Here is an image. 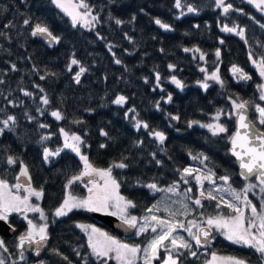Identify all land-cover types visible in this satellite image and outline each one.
<instances>
[{"label": "trees", "instance_id": "obj_1", "mask_svg": "<svg viewBox=\"0 0 264 264\" xmlns=\"http://www.w3.org/2000/svg\"><path fill=\"white\" fill-rule=\"evenodd\" d=\"M83 2L89 5L91 15L98 17L94 26L77 24L74 27L72 19L52 0H0V81H3L0 83V120L9 115L16 118V124L10 125L12 130H5L0 136V178L10 185L17 183L15 177L20 165L9 166L6 159L12 155L22 160L31 176V186L43 187V198L37 201L33 197L32 202L39 204L47 216V221L41 220V223L48 224V242L40 259L27 252L21 259L17 241L28 229L27 220L23 215L18 217V213L11 214L9 222L17 229V234L11 239L0 236L7 248V251L0 248V259L5 264H39V261L43 264H68V261L85 264V258L87 264H98L88 247L87 234L77 227L78 224L105 230L112 237L141 248L151 237L150 233H144L121 238L81 209H74L64 217L53 215L66 192L80 198L88 194L83 182L79 181L65 189L69 178L83 170V163L75 153L64 149L59 156L49 157L47 162L43 158L44 147L53 151L63 148L60 128L82 137L86 144L81 146L82 153L96 167L108 168L121 160L129 165L125 169L114 168L112 175L120 183V194L135 203L134 216L141 219L149 214V208L155 211L159 206L158 216L168 215L186 226L190 220L200 226L206 225L203 221L209 215L234 214L227 208H216L215 200L199 197L200 188L193 176L187 177L189 185L181 180L184 168L211 170L215 173L216 184H224L219 177L229 176L228 185L237 193L243 192L246 180L229 153L228 137L234 131L236 118L233 101H246L252 122L257 128H264L259 125L256 112V105L264 107L258 90L264 78L252 62L264 58V9L247 0H225L226 5H232L228 13L217 8L215 0H180L179 8L176 0ZM188 5L197 11L187 12ZM116 19L122 23L117 25ZM157 19L169 25L170 30L157 25ZM38 23L59 37V43L50 45L39 35L32 36ZM224 26L235 27L237 32L243 29V38L236 32L222 31ZM185 48L199 51L185 52ZM218 49L219 58L215 55ZM201 53L203 60L199 58ZM73 58L87 69L79 89L73 78L79 66L74 65L72 71H68ZM116 60L121 63L117 64ZM170 64L174 70L169 69ZM233 66L250 75L251 82L244 84L239 77L234 78ZM201 68L206 72L200 71ZM213 71L218 72L223 87L208 80L209 87L202 88L200 83ZM41 76L45 78L40 79ZM173 76L184 84L183 89L171 82ZM24 92L32 95L25 96ZM120 95L126 97L123 106L113 103ZM45 96L48 105L42 102ZM56 110L62 113V120L57 121L51 115ZM218 112L221 115L216 121L214 117ZM172 116H178L179 120L171 119ZM78 120L83 123H74ZM136 121L147 123L149 128L137 130ZM189 121L198 123L189 128ZM41 123L48 127L40 128ZM214 123L225 125L227 134L213 136L208 128L199 126ZM101 130L108 136H102ZM152 130L164 133L163 144L149 134ZM44 135L51 138L41 141ZM102 143L105 148L100 147ZM199 154H203L200 159L192 158ZM204 156L208 159L201 163ZM149 183H155L160 190L144 186ZM174 184L176 192L166 191ZM188 188L192 192L185 195ZM203 190L206 193L212 190L217 199L223 197L207 181H204ZM196 198L201 199L203 208L192 203ZM170 212L175 216H170ZM32 215L34 213H27L28 219L39 222V218L30 217ZM185 235L188 236L187 232ZM187 241L193 245L196 256L182 249L180 264H208L213 253L226 257L231 250L228 241L217 233L209 246H196L190 236ZM56 251L62 255H57ZM233 252L236 254L235 249ZM63 256L68 257V261ZM258 259L255 255L249 260Z\"/></svg>", "mask_w": 264, "mask_h": 264}, {"label": "snow or ice", "instance_id": "obj_2", "mask_svg": "<svg viewBox=\"0 0 264 264\" xmlns=\"http://www.w3.org/2000/svg\"><path fill=\"white\" fill-rule=\"evenodd\" d=\"M248 2H255L257 8L264 9V0H248ZM52 3L72 18V24L74 27L79 21H84L85 25H89L93 21L98 20V17L91 15L89 5L84 3L83 0H81L79 4H72L71 0H52ZM215 4L217 8H223L224 13H228L232 8L231 4H225V0H215ZM176 7H181L180 0H176ZM77 9H85L86 11L81 13ZM196 11V8L188 5L187 12L195 13ZM89 16H91L90 20L88 19ZM24 23L27 25L29 21L26 19ZM115 23L120 25L122 21L116 19ZM155 23L165 30H170V26L162 23L159 19H157ZM222 31L236 32V34L241 38L244 36V30L240 29L237 32L235 27L229 28L224 26ZM31 35L34 37L39 35L48 38L50 41H55L56 43H59L60 39L59 37L54 36L47 26H43L39 23L35 25ZM220 43H223V40H221ZM184 51H199V49L190 50L185 48ZM215 55L219 58V49L216 51ZM199 58L203 60L204 54L201 53ZM252 62L258 68L260 77L264 78V58L260 59L259 62L256 60H253ZM116 63L119 64L121 61L116 60ZM79 64L80 62L77 59H71V62L68 65V71L71 72L72 66H79ZM169 69L174 70V66L170 64ZM86 71L87 69L79 66V70L73 77L77 84L80 83L81 75ZM200 71L206 72V69L201 68ZM231 72L234 76L238 75L240 80L246 81L251 79L250 76L246 75L244 71L237 66H233ZM44 78V76L40 77V79ZM156 79L159 81V74H157ZM208 80L215 81L223 87V81L217 71L206 74L205 82L200 83V86L207 89L209 84L206 81ZM2 82L3 81H0V83ZM171 82L175 84L177 88L183 89L184 87V84L175 76L171 77ZM258 90L261 93L259 97L260 100H264V84L258 85ZM40 91H43V89H40ZM24 95L31 96L32 94L24 92ZM171 99L172 97L169 95L168 101L170 102ZM42 102L45 105L49 104V100L46 96L42 98ZM113 103L123 106L126 103V97L123 95L117 96ZM233 108L235 109V115L237 117V126L235 132L228 137L231 144L230 151L232 156H234L239 162V168L241 169L240 175L245 180H249L254 177L256 181H258L260 192L262 194L260 209L258 210L257 206L247 197V193L256 188L257 184L249 183L247 187L243 189V198L230 186L227 189H223L224 191H228L234 200L239 201L243 205V207H241L236 203L225 200L223 197L217 199V197L213 195L212 190H208L207 193L203 190L204 181L213 185L216 183L215 173L211 170L205 173L201 172L199 168L186 167L182 170L181 180L187 184L189 183L187 177H192L195 173L194 179L200 188L199 197L209 201L215 200L216 208H227L234 215H225L223 213L209 215L206 220L203 221L207 227H201L195 220L188 221L186 226L183 222L173 219L160 218L156 215L145 216L141 226L138 228L137 235L146 233L149 228L155 235L143 248L136 244L124 243L91 225L78 224L77 227L87 234L88 247L91 249V254L97 258L98 264H108V261L112 259H115L117 264H139L140 261H142V264H152L154 260L161 259L159 252L162 248L167 255L161 260V264H180L179 256L183 255V253L179 252V249L188 251L193 257L196 256V252L192 251L193 245L189 241L185 240L182 236L176 235L178 229L186 231L198 247H202L205 244L210 243L211 239L214 238V230L232 244L252 249L255 253L259 254L261 264H264V128H257L256 125L248 119L246 115V101L240 103L233 101ZM130 111L134 112L135 110L130 109ZM256 112L259 114V125L264 126V107L256 105ZM51 115L57 121L64 118L62 113L58 110L52 111ZM220 115L221 114L218 112L214 119L219 121ZM228 118H231V114L228 115ZM29 119L31 120L32 117H29ZM171 119L179 120V117L172 116ZM74 123H83V121L78 120L74 121ZM197 123V121H189L188 127L191 128ZM15 124L16 118L11 115H9L7 119L0 120V125H2L0 126V136L4 134L5 130L11 131V126H14ZM199 126L208 128L213 136L227 134L228 132L227 127L220 123L207 125L199 124ZM39 127L46 128L48 126L41 123ZM135 127L137 130L141 127L147 130L149 125L147 123L136 121ZM60 134L63 136L64 140L63 148H58L53 151L48 147H44L43 158L47 162L49 157L59 156L61 151L64 149H69L71 152L75 153V155L79 157L80 161L83 163V170L69 178L68 183L65 185V189H69L72 184L78 181L84 182L85 177H87L89 179L85 182L84 186L88 190V195L80 198L73 195L71 192H66L65 198L55 209L53 215L59 218L67 216L68 213L72 212L74 209H83L88 212H102L105 215L117 216L118 219H120L122 223L128 225L129 228H137L138 218L128 213V209L134 208L136 205L132 200L120 194V183L112 175L114 168L125 169L129 167V165L121 160L120 162H114L108 168L96 167L94 163L89 160V157L82 153L81 146H86V144L80 135H76L74 133L70 134L65 131L64 128H60ZM149 134L154 136L160 144H163L166 139L164 133L160 131L152 130ZM101 135L107 137L108 133L101 130ZM50 138L51 137L49 135H44L41 137V141H45ZM100 147L105 148L106 145L102 143ZM202 155L203 154H199L197 156H193L192 158L194 160L200 159ZM207 159L208 157L204 156L201 163ZM6 163L9 166H13L18 163L20 165V170L18 175L15 177L17 180V183L15 184L10 185L6 179L0 178V221H3L14 231V227L9 222V216L13 212L23 214L24 219L27 220L28 229L24 234L19 236L18 247L23 249L25 244L35 245V255L39 257L41 248L44 247L45 242L48 240V224L44 223L37 225L32 219H28L27 213H38L40 220L47 221V216L44 210L39 206V204L32 202L33 197L37 201L43 198V187L36 189L31 186V176L29 175L27 166L22 160H19L12 155H8ZM157 163L159 164V161H157ZM177 171L181 170L177 169ZM21 177L26 178L27 184L20 182ZM219 179L222 180L224 184H229V176H221ZM100 181L103 183H100ZM144 186L151 190H160L157 188L155 183H149ZM176 188L177 185L174 184L172 187L168 188L167 191L174 192ZM215 191H221V189H215ZM21 192L24 194L22 195ZM190 192H192V189L188 188L185 195ZM192 203L200 208L204 207L200 198L193 199ZM184 207L187 211V205H184ZM249 209L251 212L250 217L245 214ZM147 211L151 213L153 208H149ZM169 215L175 216V213L170 212ZM193 228H196L197 231L193 232ZM166 242H170V246L169 243ZM0 248L7 251L3 240H0ZM174 251L177 252L176 256H173L172 254ZM141 253H143L142 256ZM56 254L62 255L58 251H56ZM77 254L79 255V253ZM20 257L21 259H24L23 251H21ZM62 258L68 261V257L63 256ZM0 264H5L3 259H0ZM39 264H43V261H39ZM68 264H71V261H68ZM85 264H87L86 258ZM208 264H248V261L233 256L218 257L215 253H213L212 260L208 262Z\"/></svg>", "mask_w": 264, "mask_h": 264}, {"label": "water", "instance_id": "obj_3", "mask_svg": "<svg viewBox=\"0 0 264 264\" xmlns=\"http://www.w3.org/2000/svg\"><path fill=\"white\" fill-rule=\"evenodd\" d=\"M39 37L41 39H43L45 42H47L48 44H50V45H55L56 44L55 41H50L48 38H45V37H42V36H39ZM82 77H83V74L81 75L79 84H77L75 82V80H74V83H75V86H76L77 89L80 88ZM249 81L250 80H246V81L244 80L245 83H249ZM262 103L264 105V100L262 101ZM246 115H247L248 119L251 121L250 113H249L248 110H246ZM236 120H237V117L235 118V128H234L233 133L235 132L236 126H237L236 125ZM230 149H231V144H230V141H229V152H230V155L235 160L239 172H241V169L239 168V162L236 160V158L234 156H232ZM252 179H254V177L250 178L249 180H252ZM20 182L27 184V180L24 177H21ZM89 215L92 218H94L97 222H99L100 224L106 226L112 232H114L115 234H117V235H119L121 237L131 238V237L135 236V234H136V228H129L128 225L122 223V221L120 219H118V217H116V216L105 215L104 213H101V212H89ZM205 227H207V226H205ZM14 229L15 230L13 231L12 228H9L7 224H5L3 221H0V236L1 237L6 238V239L13 238L16 235V233H17V230H16L15 227H14ZM210 243H211V241H210ZM210 243L205 244V245H209ZM18 244H19V240L17 242V250H18L19 253H21V251L31 252L33 249H35V251H36L35 245L25 244L24 248L20 249L18 247ZM45 249H46V242H45L44 247L41 248L40 256H41L42 252ZM34 254H35V252H34ZM39 257H37V258H39Z\"/></svg>", "mask_w": 264, "mask_h": 264}, {"label": "rangeland", "instance_id": "obj_4", "mask_svg": "<svg viewBox=\"0 0 264 264\" xmlns=\"http://www.w3.org/2000/svg\"><path fill=\"white\" fill-rule=\"evenodd\" d=\"M248 1V0H247ZM81 1L80 0H71V3L72 4H79ZM251 5H254V6H256V3L254 2V3H250ZM71 10V9H70ZM79 12H81V13H83L84 11H85V9H77ZM93 16V15H92ZM70 17V16H69ZM71 18V17H70ZM72 19V18H71ZM88 19L90 20L91 19V16H89L88 17ZM77 24H82V25H85V23H84V21H79ZM94 24H96V21H93L91 24H89V25H86V26H88V27H91V26H94ZM245 73V72H244ZM233 74V73H232ZM246 74V73H245ZM246 75H248V74H246ZM237 77H239L238 75H235L234 76V78H237ZM242 81V80H241ZM200 170H201V172H207V171H205L203 168L201 169V168H199ZM194 175H195V173H194ZM194 175H193V178H194ZM89 178H87V177H85V181L83 182V184L85 185V182L88 180ZM96 179H98V178H96ZM195 180V179H194ZM100 183H103L102 181H100ZM188 184V183H187ZM209 184V183H208ZM189 185V184H188ZM210 186H212V188L215 190V189H221V191H218L223 197H225V198H227V200L228 201H231V202H233V203H236L237 201L236 200H234L233 199V197H232V195L228 192V191H224L223 189H227V188H229V185L227 184H209ZM90 186V185H89ZM232 188V187H231ZM178 189L176 188V190L174 191V192H176ZM86 191H87V193H88V190H87V188H86ZM167 191V190H166ZM251 191H254L256 194H258V196H259V193H261L260 192V188H259V186L257 185V187L256 188H254V189H252ZM88 195V194H87ZM164 195H166V193H164ZM81 210H83V209H81ZM114 210V209H113ZM83 211H86V210H83ZM248 211V210H247ZM247 211H246V216H248L247 215ZM30 213V212H29ZM32 213V212H31ZM128 213L130 214V215H133L132 214V208H130V209H128ZM158 213H159V206L155 209V211H152L151 213H149L148 215H146V216H150V215H156V216H158ZM16 215V212H13L12 213V215ZM168 214V212L166 213V215ZM21 215H23V214H21V213H18L17 214V216L19 217V216H21ZM38 214H35L34 213V215H32V216H30V217H35L36 216V218H39V215L37 216ZM251 216V214L249 215V217ZM117 217V216H116ZM158 217H160V216H158ZM144 218V217H143ZM143 218H141V219H138V225H137V231H138V228L141 226V223L143 222ZM161 218V217H160ZM165 219H170L169 218V216L167 215V216H165ZM37 225H41L42 223H41V220L39 219V222H37L36 223ZM102 232H106L105 230H101ZM151 231V229L149 228V230L146 232V234H148V233H150V235H151V237H150V239L155 235V234H153L152 232H150ZM192 231L193 232H196L197 231V229L196 228H193L192 229ZM106 233H108V232H106ZM185 231H181V230H177V233H176V235H178V236H182L185 240H187V237L189 236H186L185 235ZM214 233H217V232H215L214 231ZM144 234V233H143ZM188 234V233H187ZM218 235H220L219 233H217ZM108 235H110L109 233H108ZM142 234H139V235H137L136 234V236H141ZM111 236V235H110ZM221 236V235H220ZM114 237V236H113ZM223 237V236H222ZM116 238V237H115ZM116 239H118V238H116ZM149 239V240H150ZM190 239H191V237H190ZM119 240V239H118ZM121 241V240H120ZM122 242H124V241H122ZM124 243H126V242H124ZM166 243H169V246H170V242H166ZM146 246V245H145ZM179 252L181 251H183L182 249H179L178 250ZM173 256H176L177 255V252L176 251H174L173 253ZM143 255V253H141V256ZM159 255H160V258L161 257H166V255H167V253L163 250V248L160 250V252H159ZM163 258H161V259H158V260H154L153 262H152V264H161V260H162ZM111 261H113L115 264H117V262L115 261V259H112V260H110V261H108V263L109 262H111ZM139 263H141L142 264V261H140Z\"/></svg>", "mask_w": 264, "mask_h": 264}, {"label": "flooded vegetation", "instance_id": "obj_5", "mask_svg": "<svg viewBox=\"0 0 264 264\" xmlns=\"http://www.w3.org/2000/svg\"><path fill=\"white\" fill-rule=\"evenodd\" d=\"M243 179H244V178H243ZM244 180H245V179H244ZM249 183L257 184V185L259 186L258 181H256V179L254 178V179H252V180H246V181H244V183H243V189H244L245 187H247V185H248ZM239 194H240L241 197L243 198L244 192L239 193ZM261 196H262L261 193H259V196H258V194H256L254 191H249V192L247 193V197H248V199H249L250 201H252L253 204L257 203L258 206L261 205ZM236 204L240 205L241 203H240L239 201H237ZM255 205H256V204H255ZM257 209L259 210L258 207H257ZM248 212H249V213H248L247 215L249 216V215L251 214L250 209L248 210ZM228 243L230 244V249H231V250H230V252H229V255H227V256H233V257H237V258L245 259V260L248 261V264H260V263H259V262H261V261H260V258L258 259V261H255V262H252V261L249 260V259L253 258L255 255H257V256L259 257V254L255 253L252 249H249V248H247V247H243V246H241V245L232 244V243L229 242V241H228ZM200 248H201V247H200ZM234 249L236 250V254H234V252H233ZM248 251L251 252L250 256L246 255V252H248ZM32 253H33V251H32ZM227 256H226V257H227Z\"/></svg>", "mask_w": 264, "mask_h": 264}]
</instances>
